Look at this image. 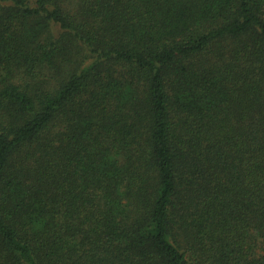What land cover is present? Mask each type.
Instances as JSON below:
<instances>
[{
	"label": "trees",
	"instance_id": "obj_1",
	"mask_svg": "<svg viewBox=\"0 0 264 264\" xmlns=\"http://www.w3.org/2000/svg\"><path fill=\"white\" fill-rule=\"evenodd\" d=\"M0 264H264V0H0Z\"/></svg>",
	"mask_w": 264,
	"mask_h": 264
}]
</instances>
